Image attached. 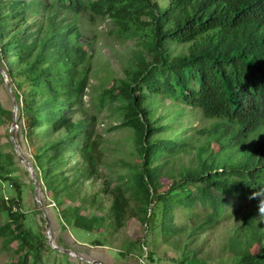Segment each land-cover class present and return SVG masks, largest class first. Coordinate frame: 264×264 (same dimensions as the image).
Masks as SVG:
<instances>
[{"label": "trees", "instance_id": "trees-1", "mask_svg": "<svg viewBox=\"0 0 264 264\" xmlns=\"http://www.w3.org/2000/svg\"><path fill=\"white\" fill-rule=\"evenodd\" d=\"M82 16L107 19L111 36L142 45L88 106L92 39ZM175 44L185 51L175 53ZM0 65L18 105L15 137L64 221L88 231L101 226L102 215L82 213L86 205L103 209L101 192L110 195L114 229L136 217L143 229L158 227L165 243L180 231V254L166 264H264L260 197L253 198L264 191V0H0ZM187 108L210 123L187 134L179 122ZM101 114L113 121L104 131H128L134 154L115 184L100 170ZM11 117L0 102V125ZM1 146L0 181L15 191L0 197L2 246L17 242L11 264H47L46 235L26 227L21 185ZM181 152L187 161L175 168ZM224 220L225 242L214 257L203 255L197 239ZM146 258L161 264L155 249Z\"/></svg>", "mask_w": 264, "mask_h": 264}, {"label": "rangeland", "instance_id": "rangeland-1", "mask_svg": "<svg viewBox=\"0 0 264 264\" xmlns=\"http://www.w3.org/2000/svg\"><path fill=\"white\" fill-rule=\"evenodd\" d=\"M80 26L82 31L88 38L92 39L91 43V59L89 66V85L86 89L84 101L88 106L89 98H96L97 95L112 84L114 77H121L123 75V66L133 57L134 52L142 48L141 42L135 40H119L108 33L109 21L107 19L97 17L94 21H90L87 16L80 17ZM149 36L142 40H149ZM175 53L185 51L184 44L173 45ZM0 102L6 109H11V99L4 81H0ZM163 104H168V99L162 100ZM185 106V105H183ZM92 107V105H90ZM168 107V106H167ZM160 110H165L161 107ZM98 130L102 133L104 163L100 166L102 174L106 172L113 177V184L117 181V172L121 170L124 163L132 162L134 154L132 153V146L127 138L128 131L122 128L104 131L113 121L108 120L104 114L99 116ZM0 125V142L4 153L9 154L10 172L11 175L20 182L21 185V205L25 214L24 223L30 226L34 233L40 232L45 234V219L37 203L34 200L32 193V183L29 178L23 163L12 153V148L8 145V128L10 121ZM179 122L187 126V134H192L195 128L210 121L203 120L200 111H192L187 108L184 115ZM18 127L14 130V134L19 133V121L17 119ZM21 140V136L17 138ZM20 146V145H19ZM24 156L28 158V152L24 145L19 147ZM187 155L180 153L178 159L175 160L173 167H178L179 164H185ZM108 165V167L106 166ZM168 167V165H167ZM165 170V168H164ZM112 171L113 173L109 172ZM124 171V170H122ZM14 179V180H15ZM102 178L97 179L92 185L94 189L99 190L101 187ZM8 181H0V197L2 194L10 195L15 193L14 189L8 187ZM170 182L168 178L164 179L165 186ZM39 198L44 207L45 214L49 221L50 231L54 243L65 249H71L91 261H100L102 264H145L148 263L146 258L147 252L155 249L156 257L159 258L161 264H166L169 256H178L180 254L179 248L175 246L177 236H180V231L175 229L172 236L163 242L161 234L158 233V227H154L149 223L148 227L140 225L136 217L127 219L126 224L120 229H114L109 218L107 217V206L110 204V195L99 193L98 199L103 205L102 210L90 209L88 205L82 208V213H99L103 216L101 226H95L91 231L72 226L70 222L64 221L59 213L62 206L55 205L45 196L39 183L38 190ZM3 195V196H4ZM40 212H39V211ZM140 214V212H138ZM7 220V213L5 210H0V224ZM177 224V218H174ZM158 225L160 220L155 221ZM219 221L212 229L200 234L196 241V245L200 247L201 252L214 257L218 252L219 246L225 242L227 236L226 225L227 220ZM220 223V224H219ZM219 224V225H218ZM99 240L100 244L95 241ZM17 242L11 244L10 249L2 246L0 238V264H11L16 259L12 249ZM145 246V247H144ZM143 248V249H142ZM44 260L47 264H100L89 263L75 259L74 256L56 251L52 248L44 251Z\"/></svg>", "mask_w": 264, "mask_h": 264}, {"label": "water", "instance_id": "water-1", "mask_svg": "<svg viewBox=\"0 0 264 264\" xmlns=\"http://www.w3.org/2000/svg\"><path fill=\"white\" fill-rule=\"evenodd\" d=\"M0 74H1V77H2V79H3V81H4L5 85H6L7 90L9 92V96H10L11 104H12V107H11L12 117H11V122H10V125H9V128H8V139H9V141L11 143L12 150H13L14 154L23 163L26 171L28 172L29 178L32 181V184H33L32 193H33L34 200L37 203V205L39 207V210L41 211V213L43 215V218L45 219V235H46V238H47L48 245L50 246V248H52V249H54L56 251H59V252L64 253V254H67L69 256H74L75 259H78V260H81V261H85V262H89V263L94 262V263L102 264L100 261H91V260L85 258L84 256H82L81 254H79L78 252L74 251V250L65 249V248L60 247V246H58V245H56L54 243V241L52 239V233L50 231L49 221H48V218H47V216L45 214L44 207H43V205L41 203V200H40L39 194H38L40 181L38 179V176H37V173H36V171L34 169L33 164L20 151V148H19L20 146H19L18 141H17V139L15 137V134H14V130L18 127V123H17V119H18V105H17V101H16V98H15V95H14V91H13L12 85H11L10 80L8 78V75L6 74L4 69L1 67V65H0Z\"/></svg>", "mask_w": 264, "mask_h": 264}, {"label": "clouds", "instance_id": "clouds-1", "mask_svg": "<svg viewBox=\"0 0 264 264\" xmlns=\"http://www.w3.org/2000/svg\"><path fill=\"white\" fill-rule=\"evenodd\" d=\"M260 197L257 204V221L264 222V191L253 193V198Z\"/></svg>", "mask_w": 264, "mask_h": 264}, {"label": "built area", "instance_id": "built-area-1", "mask_svg": "<svg viewBox=\"0 0 264 264\" xmlns=\"http://www.w3.org/2000/svg\"><path fill=\"white\" fill-rule=\"evenodd\" d=\"M8 187L9 188H11L12 187V184L11 183H8ZM7 194H3L4 195V199L5 200H9L10 198H11V195L8 193V192H6ZM13 210H15V207H13Z\"/></svg>", "mask_w": 264, "mask_h": 264}]
</instances>
